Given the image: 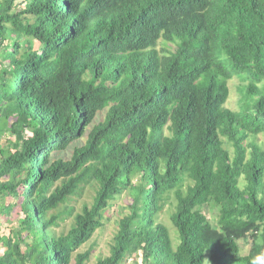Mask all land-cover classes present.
Listing matches in <instances>:
<instances>
[{"label":"trees","instance_id":"1","mask_svg":"<svg viewBox=\"0 0 264 264\" xmlns=\"http://www.w3.org/2000/svg\"><path fill=\"white\" fill-rule=\"evenodd\" d=\"M260 135L264 0H0V264H87L122 195L96 264H250Z\"/></svg>","mask_w":264,"mask_h":264},{"label":"rangeland","instance_id":"2","mask_svg":"<svg viewBox=\"0 0 264 264\" xmlns=\"http://www.w3.org/2000/svg\"><path fill=\"white\" fill-rule=\"evenodd\" d=\"M166 48V45L161 42L158 46L159 49ZM239 81L233 80L230 82L231 87V96L226 103V107L231 108L233 110L238 109V100L240 98V94L238 90L236 89V86H238ZM101 116H104V114H100ZM100 120V119H98ZM30 133L27 132V135ZM8 134L6 135L5 139H3L2 143H6V139L8 138ZM259 142H261L264 146V135H260L258 137ZM83 141H85V138H83ZM79 139V141L76 142V144H81L83 142ZM81 142V143H80ZM73 146L67 151L69 153L73 152ZM66 154V158H70V154ZM89 194H84L81 197H75L70 202H68L69 206H73L76 209L80 208L82 204L90 199V193L91 190H88ZM174 199L171 198L169 202L167 203L166 210L168 208L172 209L174 204H171ZM130 202V199H128L127 195H122L118 200H116L113 204V206L106 212L105 215V225L101 230H98L96 234L93 236V239L88 242L82 249L81 252H84L88 250L89 248H92L91 252V259L87 264H96L97 260L99 258H105L110 255V249L112 244V239L114 234L117 231L118 228V221L120 220L121 215V209L122 207L126 206ZM64 210V207H60L58 211H54L53 213L62 212ZM64 218V219H63ZM16 219L17 217L13 218L12 225L16 226ZM73 218L70 216H67L65 213H63L59 218V224L60 226L57 228V232L59 231H67L71 225ZM163 221L170 225L168 221V217L166 214H164ZM11 224L6 222V217H0V232L4 234H8L10 232ZM240 247L242 248L243 254H248L250 250V239L247 240H240L239 241ZM209 252H207V258L204 264H211L210 258H209Z\"/></svg>","mask_w":264,"mask_h":264},{"label":"clouds","instance_id":"3","mask_svg":"<svg viewBox=\"0 0 264 264\" xmlns=\"http://www.w3.org/2000/svg\"><path fill=\"white\" fill-rule=\"evenodd\" d=\"M250 264H264V252L258 254L256 257H254Z\"/></svg>","mask_w":264,"mask_h":264}]
</instances>
